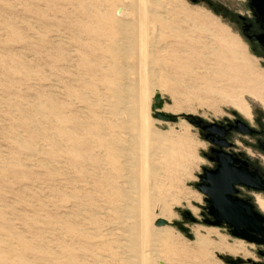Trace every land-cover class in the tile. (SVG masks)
<instances>
[{"label":"rangeland","instance_id":"1","mask_svg":"<svg viewBox=\"0 0 264 264\" xmlns=\"http://www.w3.org/2000/svg\"><path fill=\"white\" fill-rule=\"evenodd\" d=\"M162 1L151 179L173 235L159 242V264H264L263 243L205 222L197 186L201 124L264 119V59L246 39L254 10L250 0ZM125 3L0 0V264H125Z\"/></svg>","mask_w":264,"mask_h":264},{"label":"bare ground","instance_id":"2","mask_svg":"<svg viewBox=\"0 0 264 264\" xmlns=\"http://www.w3.org/2000/svg\"><path fill=\"white\" fill-rule=\"evenodd\" d=\"M126 2L116 25L119 34L116 50L121 59H124L122 71L127 79L124 84L126 95L123 99L126 117H123L130 132L132 145V149L127 148L130 156L126 160L124 184L117 183L121 189L122 200L118 208L122 217L120 229L124 238L123 259L125 264H159L162 261L158 253L159 242L166 240L167 234L173 235V230L171 221L167 219L165 221V217L162 216L160 200L151 179L154 172L152 165L154 154L150 148L155 147V139L152 136L154 129L151 126L153 118L150 107L155 101L152 85L157 70L153 64L155 62L150 60L154 59L152 56L155 55V49L152 48L154 46L150 43L155 42V45L158 40L160 23L154 16L163 15L165 2L162 0ZM191 59H194L193 55L189 59L185 58V64H182L180 70L188 76L192 75L189 67ZM176 61L179 62L181 59ZM261 205L264 208V200L261 201ZM155 219L164 220V223L156 226L153 224ZM238 250H241V247L238 246Z\"/></svg>","mask_w":264,"mask_h":264},{"label":"flooded vegetation","instance_id":"3","mask_svg":"<svg viewBox=\"0 0 264 264\" xmlns=\"http://www.w3.org/2000/svg\"><path fill=\"white\" fill-rule=\"evenodd\" d=\"M250 4L254 16L246 22V39L264 59V11L254 0ZM201 132V141L206 145L202 152L205 166L197 186L207 202L205 222L227 226L242 238L253 234L264 239L260 232L245 226L253 223L264 229L260 217H264V119L243 116L233 121L202 123Z\"/></svg>","mask_w":264,"mask_h":264},{"label":"water","instance_id":"4","mask_svg":"<svg viewBox=\"0 0 264 264\" xmlns=\"http://www.w3.org/2000/svg\"><path fill=\"white\" fill-rule=\"evenodd\" d=\"M254 3L256 4V6L259 8V10L264 11V0H254ZM159 99V96H158ZM160 117L163 118H167V119H173L174 117L171 115H168L166 113L163 112H158ZM261 219L264 221V217L260 216ZM245 226H248L251 230L260 232L263 236H264V229L259 225V224H253V223H247L245 224ZM243 237L247 240L250 241H254V242H258V243H264V239H261L259 237H257L256 235L253 234H246L243 235Z\"/></svg>","mask_w":264,"mask_h":264}]
</instances>
